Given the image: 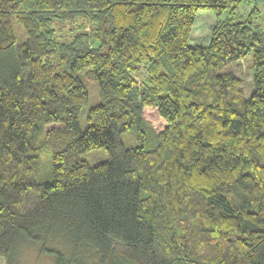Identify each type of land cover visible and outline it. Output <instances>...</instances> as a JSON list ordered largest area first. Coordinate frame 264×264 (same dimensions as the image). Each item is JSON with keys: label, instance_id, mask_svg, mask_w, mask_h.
<instances>
[{"label": "trees", "instance_id": "trees-1", "mask_svg": "<svg viewBox=\"0 0 264 264\" xmlns=\"http://www.w3.org/2000/svg\"><path fill=\"white\" fill-rule=\"evenodd\" d=\"M26 241L54 264H264V0H0V257Z\"/></svg>", "mask_w": 264, "mask_h": 264}, {"label": "rangeland", "instance_id": "rangeland-1", "mask_svg": "<svg viewBox=\"0 0 264 264\" xmlns=\"http://www.w3.org/2000/svg\"><path fill=\"white\" fill-rule=\"evenodd\" d=\"M244 12V6L241 5L238 8V14L242 15ZM217 16L212 9H201L197 13L196 21L192 30L190 37L191 44L208 45L211 39V34L213 31V24H215ZM54 28L58 35L62 36L68 34L69 32L75 31L77 24L65 23V22H54ZM253 57L252 54L246 56L243 60L233 62V69L242 77L243 85L245 88L246 96L249 97L254 89V73L252 67ZM81 78L89 90V101L84 106L80 113V124L83 129L87 126V114L91 107L97 105L101 101L100 88L95 80L93 70L91 68H85L81 74ZM59 124H49L47 129L52 127H58ZM123 140L127 146H132L136 144V139L132 131H126L123 133ZM82 157L89 161L91 164H95L104 161L108 158V154L105 148H96L83 153ZM42 165L43 173L41 178L48 179L50 177V170L52 167L50 163L49 151L46 150L42 154ZM51 178V177H50ZM50 247L54 246L53 243L49 242ZM57 246V244L55 245ZM58 247V246H57ZM40 245L26 241L21 244L16 250L14 264H54V260L51 256L41 253ZM62 248V246L60 247ZM67 255L70 256V249L64 248ZM79 264H96L97 253L94 249H85L81 252L78 257ZM0 264H7L5 258L0 257ZM13 264V263H12Z\"/></svg>", "mask_w": 264, "mask_h": 264}]
</instances>
